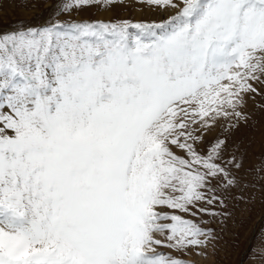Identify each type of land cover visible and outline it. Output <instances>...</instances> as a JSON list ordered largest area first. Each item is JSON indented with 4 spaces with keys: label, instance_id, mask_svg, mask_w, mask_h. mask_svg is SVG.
Instances as JSON below:
<instances>
[{
    "label": "snow or ice",
    "instance_id": "1",
    "mask_svg": "<svg viewBox=\"0 0 264 264\" xmlns=\"http://www.w3.org/2000/svg\"><path fill=\"white\" fill-rule=\"evenodd\" d=\"M138 5L167 18L79 19ZM257 97L264 0H57L0 29V264L207 255L248 177L227 136L204 148Z\"/></svg>",
    "mask_w": 264,
    "mask_h": 264
},
{
    "label": "rangeland",
    "instance_id": "2",
    "mask_svg": "<svg viewBox=\"0 0 264 264\" xmlns=\"http://www.w3.org/2000/svg\"><path fill=\"white\" fill-rule=\"evenodd\" d=\"M56 3L57 0H0V29L16 26L18 22L37 24L50 15ZM64 18H67L66 14L61 17ZM116 18L131 19L134 22H158L167 17L146 5L142 8L138 5L135 9L120 8L104 14L91 8L79 15V19L89 21ZM260 103L259 97L255 102H249L245 112L249 118L246 127L241 125L236 131L228 129L225 123L208 136L204 154L216 142L217 137L224 139L227 136L229 151L239 148V152L243 154L244 168L240 175L247 176L248 179L244 186L232 192L234 198L228 199V217L223 222L218 217L210 223L218 239L214 249L209 246L207 255L178 256L170 250H163L182 259L185 264H264V259L259 254V250L264 248V179L256 171L264 164V111L260 110Z\"/></svg>",
    "mask_w": 264,
    "mask_h": 264
}]
</instances>
